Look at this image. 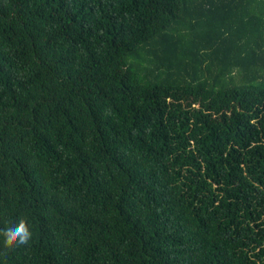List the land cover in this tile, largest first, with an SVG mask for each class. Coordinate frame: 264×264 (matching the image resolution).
I'll list each match as a JSON object with an SVG mask.
<instances>
[{"label": "trees", "instance_id": "trees-1", "mask_svg": "<svg viewBox=\"0 0 264 264\" xmlns=\"http://www.w3.org/2000/svg\"><path fill=\"white\" fill-rule=\"evenodd\" d=\"M0 264H264V0H0Z\"/></svg>", "mask_w": 264, "mask_h": 264}, {"label": "clouds", "instance_id": "clouds-1", "mask_svg": "<svg viewBox=\"0 0 264 264\" xmlns=\"http://www.w3.org/2000/svg\"><path fill=\"white\" fill-rule=\"evenodd\" d=\"M6 239L14 246L27 244L32 237V231L27 220H11L5 224Z\"/></svg>", "mask_w": 264, "mask_h": 264}]
</instances>
